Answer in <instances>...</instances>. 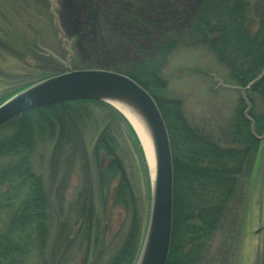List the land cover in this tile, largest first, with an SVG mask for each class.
<instances>
[{
    "label": "trees",
    "instance_id": "obj_1",
    "mask_svg": "<svg viewBox=\"0 0 264 264\" xmlns=\"http://www.w3.org/2000/svg\"><path fill=\"white\" fill-rule=\"evenodd\" d=\"M136 14L132 10L125 16ZM159 31L150 58L110 70L145 88L162 115L173 171L172 233L166 264H195L239 188L237 177L253 158V166L258 159L261 139L251 132V122L244 116L247 103L238 89L222 87L238 92L235 109L224 127L202 130L187 121L181 101L168 95L160 71L173 51L202 47L216 63L215 69H208L215 73L207 75L226 85L246 86L264 66V0H200L189 25L180 31ZM244 97L250 105L253 133L262 136L264 76ZM88 103L106 106L86 99L63 101L24 112L0 126V264L135 263L141 209L108 126L95 133V143L88 151L82 134ZM44 133L54 139L53 172L59 168L63 152L71 164L79 159L82 179L73 196L66 197L61 184L53 201L42 176L33 170L29 157L35 139L47 135ZM113 210L120 212L121 219L120 230L111 238L107 234Z\"/></svg>",
    "mask_w": 264,
    "mask_h": 264
},
{
    "label": "rangeland",
    "instance_id": "obj_2",
    "mask_svg": "<svg viewBox=\"0 0 264 264\" xmlns=\"http://www.w3.org/2000/svg\"><path fill=\"white\" fill-rule=\"evenodd\" d=\"M259 1L250 0L251 3ZM133 2L0 0V103L17 88L69 68L110 70L150 58L160 38L159 30L174 32L189 25L200 0H136L138 5ZM132 10L136 11L135 16H125ZM58 29L64 34L65 48L73 53L68 66L65 65L68 52L59 40ZM215 68V59L202 47H183L167 57L160 71L168 95L181 101L187 121L193 127L208 131L224 127L238 96V92L222 90L223 82L207 75L215 73L212 72ZM200 69L204 70L202 74H198ZM103 103L106 106L86 105L89 116L82 128L83 140L89 151L100 127L111 129L117 142L116 152L141 209V248L148 221L151 170L127 120L111 105ZM35 140L29 159L33 170L42 176L46 191L55 201L56 188L62 184L64 195L73 196L82 179L77 168L79 159L71 164L63 152L54 175L50 166L54 139L47 134ZM260 142L255 165L253 158L237 177L239 188L195 264H264V138ZM77 155L81 153L78 151ZM119 213L111 211L109 220L113 221L108 237L113 238L120 230Z\"/></svg>",
    "mask_w": 264,
    "mask_h": 264
},
{
    "label": "water",
    "instance_id": "obj_3",
    "mask_svg": "<svg viewBox=\"0 0 264 264\" xmlns=\"http://www.w3.org/2000/svg\"><path fill=\"white\" fill-rule=\"evenodd\" d=\"M59 40L68 52L66 64L73 54L66 46L64 34L58 29ZM68 66V65H67ZM264 76L261 73L246 86L223 87L238 89L247 103L245 118L251 122V132L258 140L264 138L253 133V121L248 116L250 105L244 93ZM97 100L116 109L127 120L142 148L144 158L151 172V196L148 221L143 242L134 264H166L172 231L173 171L168 133L165 123L153 97L129 76L104 69H68L54 74L20 89L0 103V126L29 110L70 100ZM121 107L129 115H138L148 130L151 147L147 146L150 158L146 156L144 145L134 127L119 110ZM148 143V142H147Z\"/></svg>",
    "mask_w": 264,
    "mask_h": 264
},
{
    "label": "bare ground",
    "instance_id": "obj_4",
    "mask_svg": "<svg viewBox=\"0 0 264 264\" xmlns=\"http://www.w3.org/2000/svg\"><path fill=\"white\" fill-rule=\"evenodd\" d=\"M119 110H121V112L126 116V118L129 120V122L132 124V126L134 127L137 135L139 136L142 144L144 145V149L146 151V156L148 157V159L150 158V152L148 153V144L149 147H151V139L148 133L147 128L145 127L144 123L142 122L141 118L136 115L133 114L132 116L129 115L125 110H123L120 106L118 107ZM148 142V143H147ZM151 160V158L149 159ZM152 172V171H151Z\"/></svg>",
    "mask_w": 264,
    "mask_h": 264
}]
</instances>
